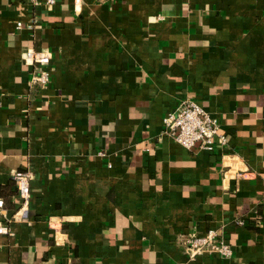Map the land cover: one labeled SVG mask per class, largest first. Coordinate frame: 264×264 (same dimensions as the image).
Returning <instances> with one entry per match:
<instances>
[{"label": "crops", "instance_id": "obj_1", "mask_svg": "<svg viewBox=\"0 0 264 264\" xmlns=\"http://www.w3.org/2000/svg\"><path fill=\"white\" fill-rule=\"evenodd\" d=\"M32 48L52 54L45 87ZM183 100L226 147L164 134ZM19 172L28 214L0 264H264V0H0V225ZM210 230L231 259L190 255Z\"/></svg>", "mask_w": 264, "mask_h": 264}, {"label": "built area", "instance_id": "obj_2", "mask_svg": "<svg viewBox=\"0 0 264 264\" xmlns=\"http://www.w3.org/2000/svg\"><path fill=\"white\" fill-rule=\"evenodd\" d=\"M34 7L45 5L53 7L57 0H27ZM80 3L81 0H76ZM39 19V18H38ZM17 28L23 29V23L17 22ZM52 54L45 49H28L24 55V61L32 66L33 74L31 84L45 87L50 82L49 65ZM164 134L171 136L180 145L192 149L196 145L200 149H219L228 144L224 134L220 132V125L216 118L212 117L205 108L194 100H183L173 110L168 112L163 119ZM99 156H104L100 152ZM31 178L29 172H19L14 176L17 186L19 208L14 213L7 225H0V234L13 235L12 223L23 222L28 214V206L31 198ZM5 211V202L0 197V213ZM239 225H244L238 220ZM187 249L194 258L205 254L216 255L223 259H231L234 249L222 233L210 230L204 235H191L186 239Z\"/></svg>", "mask_w": 264, "mask_h": 264}]
</instances>
